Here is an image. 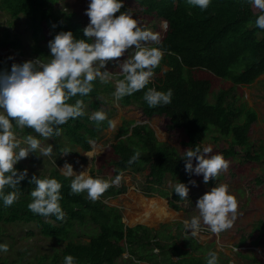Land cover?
<instances>
[{
    "label": "trees",
    "instance_id": "trees-1",
    "mask_svg": "<svg viewBox=\"0 0 264 264\" xmlns=\"http://www.w3.org/2000/svg\"><path fill=\"white\" fill-rule=\"evenodd\" d=\"M59 1L0 0V18L4 15L12 20L25 18L28 33L24 40L18 34L11 37L7 28L2 30L0 69L10 70L13 62L22 63L28 59H50L48 41L60 30H72L74 35L87 39L83 33L85 22L64 6L55 8ZM129 7L142 25L147 26L150 21L167 23L159 43L153 45L165 50L162 60L154 69L155 75L144 89L119 100L112 94L114 83L95 81L94 89L82 98L86 114L62 125L63 133L60 136L49 137L55 155H62L60 149L65 147V143L79 147L83 152L90 151V142L100 141L102 132L109 126V119L94 121L89 116L93 111L102 109L105 103H112L116 99L122 107L136 105L147 119L155 116L166 118L169 131L182 130L185 133L186 150L196 144L203 145L205 137L210 136L215 141L228 139V147L220 150L225 158L236 157L238 147L243 153V162H261L264 159V146L255 149L248 137L252 124L258 119L257 113L246 104H235L237 88L250 86L264 75V29L255 25L260 10L253 6L251 0H211L207 9L189 4L188 0H125L121 11ZM163 67L166 69L160 74ZM219 80L228 83L229 87H221L214 92V83ZM152 86L165 91L172 88V102L150 107L143 94L147 87ZM133 124L122 121L115 136L116 141L107 148L105 164L112 169V177L126 171L142 173L147 168L141 191L146 196L157 194L166 198L170 208L181 209L179 203L184 202V198L175 193L174 187L166 190L163 185L167 176L174 181V185L177 180L185 183L192 180V174L185 171V151L178 154L171 145L158 141L148 124L131 128ZM28 133L38 136L34 129L17 128L20 138ZM137 150L141 153L140 157L130 164L129 159ZM27 162L20 161L15 166L22 170L28 168ZM101 169V166L98 169L91 167L90 175L101 176ZM33 173L29 169V178ZM37 175L55 176L62 182L60 191L63 194L64 218L57 219L55 215L45 217L28 208L35 184L26 178L20 183V198L13 205L4 206L0 201V234L4 232V225L33 223L34 229L28 231V235L37 231L43 238L53 239L58 246H62L51 253V264H63L66 254L77 257L79 264H115L118 259H123L125 253H128V258L138 254L137 261L147 259L160 264L166 248L165 243L159 241L158 232L143 225L125 227L121 210L103 203V200L123 193L125 187L113 184L99 199L92 200L87 190L72 192L73 177L63 175L55 167L48 173ZM256 183H260V179H256ZM90 225H93L94 232L86 230V226ZM255 231L258 236L250 243L252 247L264 242V225L261 222L248 234L249 239ZM170 240H177V235L171 236ZM192 241L195 245H185L193 251L202 248L195 240ZM246 241V238H241L235 248L246 245ZM154 248L158 249V253H154ZM235 254L249 258L240 249ZM168 256L172 264H206V256H194L189 251L176 255L173 250ZM175 256L176 261L171 258ZM4 258L0 264H12ZM252 260L255 262L253 264H264L256 255ZM222 261L229 262V258L221 252L219 264Z\"/></svg>",
    "mask_w": 264,
    "mask_h": 264
},
{
    "label": "clouds",
    "instance_id": "clouds-1",
    "mask_svg": "<svg viewBox=\"0 0 264 264\" xmlns=\"http://www.w3.org/2000/svg\"><path fill=\"white\" fill-rule=\"evenodd\" d=\"M251 2L260 10L255 25L264 29V0ZM188 3L207 9L211 0H188ZM124 5L125 0H89L85 12L90 19L83 28L87 39L74 35L72 30H60L48 41L50 59H28L22 63L13 62L10 70L0 69V201L4 206H11L20 198V183L27 178L35 184L28 208L45 217L55 215L57 219H63L62 182L55 176L41 177L36 173L29 178L28 168L21 170L15 165L34 152L53 156L54 145L48 143L42 146L40 136H60L62 125L85 115L86 105L82 98L94 89L95 81L114 83L112 94L119 100L144 89L153 79L154 69L165 51L152 46L153 42L159 43L160 35L142 25L130 7L121 11ZM121 57L124 58L119 59ZM110 63L119 66V74L109 70ZM173 95L172 88L165 91L152 86L147 87L143 98L150 107H155L170 104ZM106 118L107 113L102 109L93 111L89 116L94 121ZM109 125L114 126L115 121L109 120ZM25 127L34 129L39 136L28 133L21 139L17 128ZM70 152L68 147L60 149V153L65 155ZM212 152L211 145L200 144L185 150V171L203 174L206 184L216 178L222 170L228 169L230 161L223 153L210 154ZM140 154L139 150L135 151L129 163L136 161ZM194 159L197 161L195 165ZM60 172L73 177L72 192L87 190L92 200L99 199L111 185L119 184L122 179V173L113 179L92 176L88 170L77 174L68 161ZM196 183L194 179L188 183L177 180L174 191L180 198H188L189 184ZM229 189L228 184L219 183L198 197L195 206L199 212L184 221L185 229H191V234L196 235L202 222L215 233L231 228L237 217L239 201ZM105 201L107 199L103 200L104 204ZM8 248L7 243H0V251L6 252ZM63 264H79V260L73 254H66ZM206 264H219L217 251H208Z\"/></svg>",
    "mask_w": 264,
    "mask_h": 264
},
{
    "label": "rangeland",
    "instance_id": "rangeland-1",
    "mask_svg": "<svg viewBox=\"0 0 264 264\" xmlns=\"http://www.w3.org/2000/svg\"><path fill=\"white\" fill-rule=\"evenodd\" d=\"M88 4L89 0H60L56 4L55 8H57L58 5L64 6L67 10L74 12L76 17L84 21L87 25L90 18L86 14L85 9L88 7ZM146 27L150 28L154 32H158L160 38L166 30L164 22L157 24V22L150 21ZM4 28L9 30L11 37L18 34L25 40L28 35L26 30L27 20L23 17L18 20H12L9 16H2L0 18V35ZM154 44L155 42H153L152 46ZM123 58L124 57H121L119 59ZM108 68L114 73H120V68L115 63H110ZM165 69L166 68L163 67L160 74H162ZM254 85L238 87L235 91V104L237 106L246 104L247 107L256 111L258 119L252 124L248 137L254 148L258 149V147L264 146V79L257 81ZM221 87L228 88L229 84L219 80L218 83H214L213 91L216 92ZM102 110L107 112V118L109 120L115 121V125H109L102 132L100 141L92 147L90 152H83L79 147L70 146L65 143V147L70 148L72 151L67 155L62 154L58 156L57 154L56 156L54 151L53 156L49 157L43 156L42 154L39 155L34 152L21 161H23V163L28 161V168L36 174L48 173L53 167L60 171L65 161L73 164L76 173L80 170L84 171V168H86L90 174L91 167L98 169V167L101 166V176L106 179H113L112 169L105 164L108 157L107 148L110 144L116 141L115 136L122 124V121H138L140 124H148L153 129L158 141L166 142L171 145L176 149L178 154H182L186 150L185 142L187 139L185 133L182 130L169 131L166 127L168 120L164 117L155 116L147 119L141 114L136 105L122 107L116 99H114L112 103H105L102 105ZM40 139L42 146H46L48 143H51V139L49 137L46 138L40 136ZM204 140L203 145L212 146L213 152L210 154H215L216 152H220L221 149L228 147V139H218L215 141L210 136H207ZM236 150L238 151L236 157L226 158L230 161L228 169L222 170L216 178L211 179L207 184L203 181V174L196 175L195 173H192V180L194 179L197 183L189 185L190 192L188 198H184V202L179 203V207H181V209L174 210L168 207L171 210L170 218L163 220L153 218L152 221L150 218L144 221L146 224L138 222L128 224L125 221V215L136 219L139 216L143 217L146 214L145 212L149 211V208L144 205L139 207L136 205L138 197L163 200L165 204L169 206L166 198H162L157 194L146 196L141 191L140 186L145 182V178L148 173L147 168H145L142 173H132L129 171L123 172L120 183L114 185L118 187H125L124 192L118 196L108 198L107 202L121 210L124 223L128 225H145L158 232V237H160L159 241L161 243H165L164 246L166 248L163 253L164 256L161 260L164 264H172L169 261L168 254L173 250L176 252V255L181 251H189L194 256L199 255L205 257L207 256L208 251L212 249L217 251L218 254L221 252L224 253L229 258V262L226 261L224 263L222 261L221 264H253L255 263L252 260L253 255H256V257L264 263V242L257 247H252L250 245L255 237L258 236L257 231L254 232V236L251 239L248 238V234L255 230L258 222H261V224L264 225V159L258 163L243 162V153L240 152L238 147H236ZM54 160H56L55 163L57 167ZM193 163L195 165L197 161L194 160ZM256 179H260V183H256ZM219 183L228 184L230 186L229 190L236 195L239 201L236 220L231 228L220 233L212 232L210 230V226L205 225L202 222L201 229L198 234L192 235L191 229H185L184 221L190 219L193 215L198 214L199 210L195 206L198 197ZM172 187H174V181L170 178V176H167L165 178L163 188L170 190ZM127 207H129V209H126ZM143 213L145 214L140 215ZM90 226L91 227L86 226V230L94 232L93 225ZM2 229L4 232L0 234V243H7L9 248L6 252L0 251V261L4 260V257H6L8 263L12 264H51L53 255L51 253L54 249L59 250V248L62 247L52 241L53 239L50 240L43 238V236L37 233V231L28 235V231L34 229L33 223H15L11 225H4L2 226ZM176 235L177 240H170L171 236ZM241 238L247 239L246 245L238 249L249 255V258H241L235 254L238 250L235 247ZM192 240H195L202 246V248L197 251H193L192 248H188L185 244H193ZM153 251L154 253H158L157 248H154ZM46 254L51 255L48 257L41 256ZM124 255L123 259H118L115 264H140V262H142L136 260L137 257H139L138 254L130 258H128L127 253ZM171 258L174 261L177 260L176 256ZM220 258L225 260L224 257ZM153 260L155 261V259Z\"/></svg>",
    "mask_w": 264,
    "mask_h": 264
},
{
    "label": "bare ground",
    "instance_id": "bare-ground-1",
    "mask_svg": "<svg viewBox=\"0 0 264 264\" xmlns=\"http://www.w3.org/2000/svg\"><path fill=\"white\" fill-rule=\"evenodd\" d=\"M80 171H83V170H80ZM80 171H78V173ZM140 199H141V202L143 203H145V201H148L147 203L144 204V206L148 207L149 211H147L143 217L139 216L136 219L131 218L128 215H125V221L127 223H133L135 221L144 222L150 218L151 220L153 218H158V219L170 218L171 212L166 209V206L163 200H156V199L144 200L142 197Z\"/></svg>",
    "mask_w": 264,
    "mask_h": 264
},
{
    "label": "crops",
    "instance_id": "crops-1",
    "mask_svg": "<svg viewBox=\"0 0 264 264\" xmlns=\"http://www.w3.org/2000/svg\"><path fill=\"white\" fill-rule=\"evenodd\" d=\"M263 76L264 75H262V76H260L257 80H255V82L253 83V84H251V85H254L257 81H260V80H263L264 78H263ZM250 85V86H251ZM255 86V85H254ZM91 155H93L92 153H90ZM84 170H87L86 168H84ZM77 174H78V172H77ZM141 197H138L137 198V203H136V205L139 207V206H142V205H144L145 203H147L148 201H145V203H143V202H141V199H140ZM144 200H149V199H146V198H144V197H142ZM165 203V202H164ZM140 204V205H139ZM165 206H166V209L167 210H169L170 212H171V210L168 208V206L165 204ZM126 209H129V207H127ZM127 211H129V210H127ZM146 213V212H145ZM145 213H143V214H140V215H144ZM137 214H139V213H137ZM158 220H163V219H158ZM152 221V220H151ZM135 222H138V223H144V222H139V221H135ZM135 222H133V223H135ZM127 223V222H126ZM133 223H128V224H133ZM144 224H146V223H144ZM140 264H154L153 262H151V261H147V259H145L144 261H142V262H140Z\"/></svg>",
    "mask_w": 264,
    "mask_h": 264
},
{
    "label": "water",
    "instance_id": "water-1",
    "mask_svg": "<svg viewBox=\"0 0 264 264\" xmlns=\"http://www.w3.org/2000/svg\"><path fill=\"white\" fill-rule=\"evenodd\" d=\"M164 25L167 26V23L165 22ZM138 124H140L138 121L134 122V124L131 126V128H132L133 126H135V125H138ZM157 140H158V139H157ZM94 144H95V142H91V146H94ZM105 203L108 204L107 201H105ZM108 205H109V204H108ZM110 206H112V205H110ZM122 222H123V220H122ZM123 223H124V222H123ZM124 225H125V227H134V226H136V225H128V224H124ZM191 231H192V230H191Z\"/></svg>",
    "mask_w": 264,
    "mask_h": 264
}]
</instances>
